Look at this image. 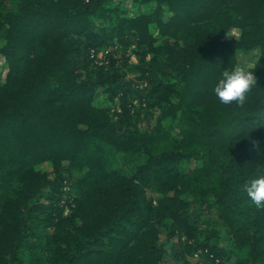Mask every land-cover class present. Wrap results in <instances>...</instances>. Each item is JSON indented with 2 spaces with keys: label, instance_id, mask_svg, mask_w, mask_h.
Masks as SVG:
<instances>
[{
  "label": "trees",
  "instance_id": "16d2710c",
  "mask_svg": "<svg viewBox=\"0 0 264 264\" xmlns=\"http://www.w3.org/2000/svg\"><path fill=\"white\" fill-rule=\"evenodd\" d=\"M254 49L250 103L221 104ZM0 58V264H264L243 191L264 168V0H0Z\"/></svg>",
  "mask_w": 264,
  "mask_h": 264
},
{
  "label": "clouds",
  "instance_id": "9594fccd",
  "mask_svg": "<svg viewBox=\"0 0 264 264\" xmlns=\"http://www.w3.org/2000/svg\"><path fill=\"white\" fill-rule=\"evenodd\" d=\"M228 36H235L229 34ZM257 77L253 69L240 65L231 70L225 69L222 77L213 88V93L223 105H236L244 108L250 103L253 91L257 87ZM258 125L255 126V128ZM250 204L259 211H264V168H257L256 175L243 185Z\"/></svg>",
  "mask_w": 264,
  "mask_h": 264
},
{
  "label": "rangeland",
  "instance_id": "374dc122",
  "mask_svg": "<svg viewBox=\"0 0 264 264\" xmlns=\"http://www.w3.org/2000/svg\"><path fill=\"white\" fill-rule=\"evenodd\" d=\"M125 8H127L129 10L130 14H136L138 12L137 5H133L131 1L127 2V4H125ZM236 33H237L236 30H232L230 32V34H236ZM258 52L259 51L256 50V49L252 50L251 52L238 51L237 52V58H238L237 66L243 65V66H246V67L250 68L254 64V62H255V60L257 58ZM99 57L101 59H103L104 55L100 54ZM137 60H138V57L135 54H132L130 56V59H129L128 62L129 63H136ZM0 65L2 66V67L0 66L1 68H3V66H5V61L3 60V58H0ZM125 69L126 68H124V70ZM0 76H1V74H0ZM134 78L135 77L133 75H131V74H129L127 72V74H126V79L127 80H131V79L134 80ZM107 96H108L107 93H105L103 91H99V93L97 95V98H96V101H95V104L98 105V106L109 107L111 109V111H113L115 109L119 110V108L121 107L120 106V102L118 100H116L115 102L111 103V102L108 101ZM139 126L141 127L142 130L146 129V121H145L144 117H143V119L140 120ZM138 163H140V160L137 157L133 158V156H131V155H130V157H126L124 154H121L119 157H117L116 162H115V166L118 169H120L122 172H125V173L131 175L136 170V167H137ZM41 168L43 170H46V171L50 172L51 171V163L50 162L44 163V164H42ZM67 187H68V190H69L70 186L67 185ZM152 190H153L152 188L149 189V195L155 197L156 194L153 193ZM186 198H189V197L186 196ZM178 240H180L178 237L175 238V241H178ZM186 240H187L186 236L183 235L182 236V240H180V241L182 243H184V242H186ZM183 248H184V246H183ZM183 248L180 247V243H178L176 245V250L175 251L179 252ZM199 250L195 254L187 255V259L189 261H191L192 264H197V262H199V263L203 262L202 264H204V261H203L202 257L200 256V254L198 255ZM177 254L180 257V260H176L174 257L169 256V257H166L164 259L162 264H182V259H181L182 254L181 253H177ZM179 257H177V258H179Z\"/></svg>",
  "mask_w": 264,
  "mask_h": 264
},
{
  "label": "built area",
  "instance_id": "2783aa9c",
  "mask_svg": "<svg viewBox=\"0 0 264 264\" xmlns=\"http://www.w3.org/2000/svg\"><path fill=\"white\" fill-rule=\"evenodd\" d=\"M65 189H68V187L66 186Z\"/></svg>",
  "mask_w": 264,
  "mask_h": 264
}]
</instances>
